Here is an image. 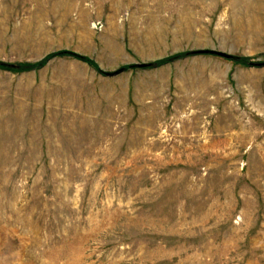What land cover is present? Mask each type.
Returning <instances> with one entry per match:
<instances>
[{"label": "rangeland", "instance_id": "obj_1", "mask_svg": "<svg viewBox=\"0 0 264 264\" xmlns=\"http://www.w3.org/2000/svg\"><path fill=\"white\" fill-rule=\"evenodd\" d=\"M0 264H264V0H0Z\"/></svg>", "mask_w": 264, "mask_h": 264}]
</instances>
